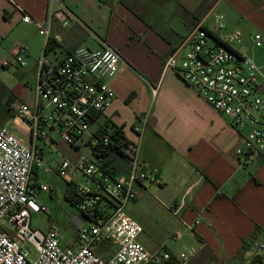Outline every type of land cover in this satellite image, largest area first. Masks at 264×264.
I'll use <instances>...</instances> for the list:
<instances>
[{"label": "built area", "instance_id": "built-area-1", "mask_svg": "<svg viewBox=\"0 0 264 264\" xmlns=\"http://www.w3.org/2000/svg\"><path fill=\"white\" fill-rule=\"evenodd\" d=\"M21 15L23 24L34 23L40 28L46 42L33 75L34 106L15 100L9 121L0 127V264H186L195 255L194 248L179 253L163 248L150 252L139 242L142 228L124 209L137 198L135 184L147 181L160 186L162 181L140 160L138 142L125 146L112 128L99 130L88 143L96 160L80 155L73 161H61L56 169L71 185V206L81 215L74 225V245L61 248L53 226L44 232L31 227L30 208L37 206L40 192L49 190L35 181V170L43 165L37 142L52 148L55 143L49 134L55 133L78 149L91 122L114 100L109 80L118 72L122 58L105 44L99 49L59 48V40L51 38L50 26L56 23L66 28L74 15L57 0H49L44 22ZM242 43V33L226 32L223 17L215 15L211 26L199 22L193 27L162 69L178 74L201 100L228 119L240 139L236 154L246 160L264 156V98L260 97L264 92V87L260 92L264 57L258 62L243 54L238 49ZM249 44L263 51L264 37L254 34ZM27 55V48L17 45L0 65L22 69ZM145 128L144 120L133 132L140 136ZM109 148L127 157L125 174H113L118 167L115 163H102L98 155ZM35 208L50 215L43 206ZM182 208L183 202L172 208V213L177 215ZM179 236L177 231L172 239ZM252 247L256 254L251 263L261 264L264 242L255 241Z\"/></svg>", "mask_w": 264, "mask_h": 264}, {"label": "crops", "instance_id": "crops-1", "mask_svg": "<svg viewBox=\"0 0 264 264\" xmlns=\"http://www.w3.org/2000/svg\"><path fill=\"white\" fill-rule=\"evenodd\" d=\"M57 1L74 21L63 29L52 24L51 38L74 27V34L66 36L68 42L74 39V46L60 42L67 50L89 40L93 49L105 44L122 58L109 80L114 100L92 121L101 120L96 132L104 129L101 125L123 126V117L131 125L146 121L140 136L131 128L121 130L128 142H138L140 160L162 181L160 186L135 184L137 198L124 209L142 228L139 242L150 252L194 248L186 264H253L256 250L251 243L264 242V156H237L240 139L228 119L162 66L197 23L209 27L215 15L223 17L226 32L240 31L243 42L257 33L264 37V0ZM48 11L49 0H0V37L22 23L21 12L44 22ZM30 83L21 96L13 94L33 107V76ZM37 144L51 148L43 141ZM122 168L115 174H125L128 168L118 173ZM181 202L183 208L174 215L172 208ZM150 214L159 223L149 225ZM177 231L180 236L174 240Z\"/></svg>", "mask_w": 264, "mask_h": 264}, {"label": "rangeland", "instance_id": "rangeland-1", "mask_svg": "<svg viewBox=\"0 0 264 264\" xmlns=\"http://www.w3.org/2000/svg\"><path fill=\"white\" fill-rule=\"evenodd\" d=\"M39 29L40 28L34 23L28 25L15 23L4 37H0V62L8 59L17 45L25 46L28 49V57H25L26 66L24 68L3 69L0 65V83L12 93L15 91L18 94H23L25 87L26 89L31 87L32 82L30 83V79L35 73L36 61L43 55L46 42V38L39 34ZM67 30L62 33L58 30V33H56L59 39L58 46L62 50H67L69 46H74V39L68 42L67 39L69 38L66 37L69 36V33L67 32L74 34V27L68 31ZM61 40L67 48L60 43ZM81 44L82 47H89L91 49L94 48L89 40L83 41ZM238 49L243 54L256 59L258 62L263 60L264 50L261 51L253 48L248 42H243ZM55 52L57 53L58 49H55ZM49 58L52 59L53 55L50 54ZM21 94H19V96H21ZM260 97L264 98V92L260 94ZM3 98L4 94L0 91V106L2 105ZM16 100L19 99L16 97ZM123 120H125L126 123L123 126L118 125V127H121L122 131L125 129L126 132L131 128L132 133L135 134L133 132V127L136 125H131L128 117H123ZM100 121L101 120H98L90 124L88 130L82 135L80 139L81 142H78V149L61 141L55 133L49 134V136L53 137L55 143L52 148H48L47 145L45 146L44 144L42 145L43 165L37 169L36 183L38 185L47 186L49 190L47 192H40L37 199V206L35 207L43 206L47 208L50 215L48 216L44 214L38 208L31 207V227L44 232L49 227L53 226V228L58 231L61 248H67L74 245V225L80 219L81 215L71 206L70 203L64 200L67 183L58 176L56 169L61 161H73L80 155H84L91 160L97 159V157L92 154L88 143L91 142L93 136L95 135ZM117 123L119 124V120H115V125H117ZM101 127L111 129L114 125H101ZM128 145L129 147H132L133 143L129 141ZM126 153L129 154V151L127 150ZM115 164L117 166L119 165L117 162ZM120 172L124 173L125 170L118 171V173ZM157 220L156 216H153L152 214L149 215V225L153 226L159 223ZM140 235L142 236V234ZM247 244H249V242ZM106 246L109 247L111 245L107 244ZM29 250L33 252L32 249L29 248Z\"/></svg>", "mask_w": 264, "mask_h": 264}, {"label": "trees", "instance_id": "trees-1", "mask_svg": "<svg viewBox=\"0 0 264 264\" xmlns=\"http://www.w3.org/2000/svg\"><path fill=\"white\" fill-rule=\"evenodd\" d=\"M48 42L53 43L51 39L48 40ZM0 91L4 94V98L2 99V105L0 106L1 107L0 108V126H3L7 124V122L9 121L11 117V105L16 100V97L12 92H10L1 83H0ZM112 129L114 130V134L122 138L125 142V146H127L129 142L123 137L121 127H113ZM112 151H113L112 148L106 149L105 151H100L98 156L103 160L102 163L104 165H107V164H113L117 162V164H119L117 169H120L122 168L121 166H124L122 169L126 170L128 168L127 157L122 152H118V151L112 152ZM113 174L115 173L113 172ZM64 200L70 204L72 202V187L70 184H67V190H66ZM258 232H259V229H256L255 233H258Z\"/></svg>", "mask_w": 264, "mask_h": 264}, {"label": "water", "instance_id": "water-1", "mask_svg": "<svg viewBox=\"0 0 264 264\" xmlns=\"http://www.w3.org/2000/svg\"><path fill=\"white\" fill-rule=\"evenodd\" d=\"M263 87H264V84L261 86V88H260V92L263 90Z\"/></svg>", "mask_w": 264, "mask_h": 264}]
</instances>
